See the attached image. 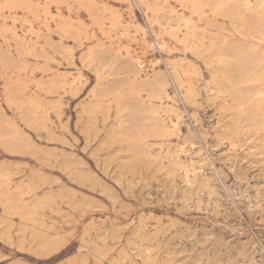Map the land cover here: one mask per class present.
I'll return each mask as SVG.
<instances>
[{
	"label": "rangeland",
	"instance_id": "1",
	"mask_svg": "<svg viewBox=\"0 0 264 264\" xmlns=\"http://www.w3.org/2000/svg\"><path fill=\"white\" fill-rule=\"evenodd\" d=\"M219 1L0 0V264H264V103L217 77L264 0Z\"/></svg>",
	"mask_w": 264,
	"mask_h": 264
},
{
	"label": "bare ground",
	"instance_id": "2",
	"mask_svg": "<svg viewBox=\"0 0 264 264\" xmlns=\"http://www.w3.org/2000/svg\"><path fill=\"white\" fill-rule=\"evenodd\" d=\"M195 1V0H194ZM201 1V0H200ZM235 2H236V0H234ZM259 1V0H258ZM198 2V1H197ZM209 2V1H208ZM218 2L219 3H221L219 0H218ZM233 2V1H232ZM241 1H239L238 3H240ZM243 2H245V1H243ZM251 2V1H250ZM263 2V1H262ZM7 3H9V2H7ZM183 3V2H182ZM260 3V2H259ZM159 4V3H158ZM200 4L202 5L203 3L202 2H200ZM227 4V3H226ZM236 4V3H235ZM242 4V3H241ZM8 5V4H7ZM192 5V4H191ZM197 5H199V2L197 3ZM249 5V4H248ZM259 5V4H258ZM6 6V5H5ZM45 6H46V4H45ZM45 6H43V8H45ZM200 6V5H199ZM222 6L223 5H217L216 6V9L219 11L220 9H222ZM256 6H257V4H256ZM255 6V7H256ZM244 7V6H243ZM198 8V7H197ZM229 8V7H228ZM248 8V7H247ZM257 8V7H256ZM261 8V7H260ZM264 8V7H263ZM146 9V8H145ZM155 9V8H154ZM158 9V8H157ZM196 9V8H195ZM215 9V10H216ZM14 10H15V8H14ZM150 10V9H149ZM224 10V9H223ZM258 10V9H257ZM261 10V9H260ZM11 11V10H10ZM9 11V12H10ZM147 11V10H146ZM226 11V10H225ZM259 11V10H258ZM258 11L256 12V13H258ZM46 12V11H45ZM151 12V11H150ZM166 12V11H165ZM200 12V11H199ZM220 12V11H219ZM239 12V11H238ZM261 12H263V10L262 11H260V15L262 16V14H261ZM147 13V12H146ZM167 13V12H166ZM240 13V12H239ZM250 14V13H249ZM156 15V14H155ZM247 15V14H246ZM263 15H264V12H263ZM18 16V15H17ZM260 16V17H261ZM163 17H164V15H163ZM167 17V16H166ZM257 17H259V16H257ZM8 18V17H7ZM13 18V17H12ZM117 18V17H116ZM165 18V17H164ZM157 19V18H156ZM167 19V18H166ZM170 19V18H169ZM262 19V18H261ZM153 20V19H152ZM260 20V19H259ZM262 20H264V19H262ZM187 23V22H186ZM185 23V24H186ZM261 23H262V21H261ZM260 23V25H262ZM238 24V23H237ZM244 24H247V23H245L244 22ZM7 25V24H6ZM180 25V24H179ZM234 25V24H233ZM242 25V24H241ZM168 27V26H167ZM190 27V26H189ZM248 28V27H247ZM260 28H261V26H260ZM263 25H262V30H263ZM47 29V28H46ZM165 30H166V28H164ZM178 29V28H177ZM252 29V28H251ZM180 30H182V29H180ZM190 30V29H189ZM261 30V31H262ZM17 31V30H16ZM20 31V30H19ZM65 31V30H64ZM193 31V30H192ZM238 31V30H237ZM251 31V30H250ZM261 31H258V32H260L261 33ZM11 32H13V31H11ZM153 32V31H152ZM242 32V31H241ZM260 33H257V34H260ZM189 35V34H188ZM191 35V34H190ZM261 35H263V32H262V34H260V37H262ZM12 36V35H11ZM17 36V35H16ZM20 36V35H19ZM28 36V35H27ZM96 36V35H95ZM174 36V35H173ZM180 37V36H179ZM179 37H177V38H179ZM191 37V36H190ZM15 38V37H14ZM174 38V37H173ZM176 38V37H175ZM31 39V38H30ZM181 39H183V37L181 38ZM180 39V40H181ZM193 39V38H192ZM9 40V39H8ZM16 40V39H15ZM203 40V39H202ZM235 41V40H234ZM258 41V40H257ZM12 42V41H11ZM14 42V41H13ZM34 42V41H33ZM60 42V41H59ZM259 42H260V39H259ZM262 42V41H261ZM7 43V42H6ZM160 43V42H159ZM164 43V42H163ZM186 43V42H185ZM36 44V43H35ZM193 44V43H192ZM233 44V43H232ZM205 45V44H204ZM254 46H255V43L253 44ZM16 46V45H15ZM199 46V45H198ZM258 47H259V45H257ZM71 47V46H70ZM69 47V48H70ZM230 47V46H229ZM4 48V47H3ZM188 48V47H187ZM17 49V48H16ZM2 50V49H1ZM27 50V49H26ZM64 51V50H63ZM166 51V50H165ZM208 51V50H207ZM206 51V52H207ZM6 52V51H5ZM4 52V53H5ZM62 52V51H61ZM226 53H229V52H226ZM243 53V52H242ZM43 54V53H42ZM123 54V53H122ZM198 54V53H197ZM219 54H221V53H219ZM231 54H233V53H231ZM230 53H229V55L230 56H232ZM237 53H235L234 55H236ZM61 55V54H60ZM99 55V54H98ZM222 55V54H221ZM220 55V56H221ZM238 55L239 54H237L236 56H237V58L236 59H234L233 58V56H232V58L231 59H224V60H222V64H220V65H223L222 66V68H221V71H223V75H218L217 77L218 78H221V79H223L222 80V82H225V76L224 75H226V71H227V68H229V69H234L235 70V68L236 69H238V68H240V67H242V68H244L245 70V72H241L243 75H238V78H239V76H240V78L238 79V80H240L241 81V84H242V86H238V84H233V86H228L227 84H223V87H222V89H220V91L217 89V91H219V94H222V95H226V96H229L228 98L229 99H227V100H229V101H227V102H230L231 104H230V106H231V108H235L237 111H238V113H239V115H241V116H244L246 113H247V110H248V112L250 111V109H256V108H258V107H255V105H263V103H264V54H263V56H259V57H256V58H246L245 56H241V54H240V57H238ZM1 56V55H0ZM202 56V55H201ZM207 56V55H206ZM217 56V55H216ZM215 56V57H216ZM219 56V57H220ZM247 56V55H246ZM99 57V56H98ZM223 57V56H222ZM229 57V56H228ZM235 57V56H234ZM5 58V57H4ZM10 58V57H9ZM15 58V57H14ZM93 58V57H92ZM197 58V57H196ZM225 58V57H224ZM212 59V58H211ZM11 60V59H10ZM65 60H67V59H65ZM103 60V59H102ZM217 60V59H216ZM216 60H212V62L213 63H215L216 62ZM218 61V60H217ZM16 62V61H15ZM103 63V62H102ZM184 63H186V62H184ZM190 63V62H189ZM217 63V62H216ZM12 64V63H11ZM104 64V63H103ZM187 64V63H186ZM140 65V64H139ZM210 65H212V64H209V66ZM14 66V65H13ZM216 67V66H215ZM225 67V68H224ZM15 68V67H14ZM103 72L105 71V66L103 65ZM197 68V67H196ZM247 68V69H246ZM49 69V68H48ZM219 69V68H218ZM99 70V69H98ZM138 70V67H136L135 69H134V71H137ZM230 70V71H231ZM243 69H241V71H242ZM106 71H108L107 69H106ZM216 71V70H215ZM237 72V71H236ZM238 72H239V70H238ZM104 73H106V72H104ZM141 73V72H140ZM220 73V72H219ZM229 73V72H228ZM183 74V73H182ZM195 74V73H194ZM152 75V74H151ZM193 75V74H192ZM214 75H216V73L214 74ZM229 75V74H228ZM234 75V74H233ZM237 75V74H236ZM132 76V75H131ZM187 76V75H186ZM189 76V75H188ZM231 76V77H230ZM229 77H230V79L232 78V75H230ZM113 77V74L109 71V72H107V74H102L99 78H100V82L102 83V84H104V83H106V82H108V81H110V80H112L111 78ZM149 77H151V76H149ZM184 77V76H183ZM228 77V76H227ZM139 78V77H138ZM201 78V77H200ZM216 78V77H215ZM147 79V78H146ZM233 79V78H232ZM236 79V78H235ZM148 80H149V78H148ZM47 81V80H46ZM74 81V80H73ZM131 81V80H130ZM140 81H143V80H140ZM139 81V82H140ZM217 81V80H216ZM216 81H214V83L216 82ZM232 81V80H231ZM234 81V80H233ZM26 82V81H25ZM78 83H79V81H77ZM82 82V81H81ZM111 82V81H110ZM136 82V81H135ZM146 82V81H145ZM190 83V82H189ZM219 83V82H218ZM227 83V82H226ZM60 84V83H59ZM71 84V83H70ZM81 84V83H80ZM100 84V83H99ZM139 84V83H138ZM142 84H143V82H142ZM211 84H212V81H211V83H208L207 84V89H209V90H211L212 89V87H211ZM220 84H221V81H220ZM251 84H254V85H252L251 86ZM43 85V84H42ZM72 85V84H71ZM191 85V84H190ZM215 85H216V83H215ZM244 85V86H243ZM37 86V85H36ZM167 86H168V82H167V79L164 77V75H162V74H157L156 75V73H155V76L153 77V78H151L149 81H147L146 83H145V88L146 89H148L149 90V93L148 94H150V96L151 97H153L154 99H158V100H165V99H169V98H171V96H170V94H169V92H168V88H167ZM222 86V85H221ZM68 87V86H67ZM70 87V86H69ZM142 87V86H141ZM218 87H219V85H218ZM217 87V88H218ZM220 88V87H219ZM231 88H236V91L233 89H231ZM143 89H144V87H143ZM194 89V88H193ZM188 90V89H187ZM214 90V89H213ZM242 90H245V93H243L242 92ZM92 91V90H91ZM206 91V90H205ZM240 91V92H239ZM188 92H190L191 93V91H188ZM208 92V91H207ZM211 92H212V90H211ZM216 93V92H215ZM79 94V93H78ZM103 94V93H102ZM111 94H113V91H111V92H107V94H105V95H107V96H109V95H111ZM211 94V93H210ZM218 94V95H219ZM212 95H215V94H212ZM92 96V95H91ZM104 96V94L102 95V97ZM150 96L148 97V98H150ZM187 96V95H186ZM221 96V95H220ZM225 96V97H226ZM93 97V96H92ZM100 97H101V95H100ZM173 97V96H172ZM191 97H193L194 98V96H191ZM221 97H224V96H221ZM224 97V98H225ZM94 98V97H93ZM152 98V99H153ZM103 99V98H102ZM197 100V99H196ZM215 100V99H214ZM191 101V100H190ZM196 102V101H195ZM217 102V101H216ZM87 103V102H86ZM225 103H226V100H225ZM251 103V104H250ZM192 104V103H191ZM196 104V103H195ZM194 105V104H193ZM90 106V105H89ZM200 106V105H199ZM248 106H250L249 108H248ZM224 107V106H223ZM251 107H254V108H251ZM90 108V107H89ZM101 109V108H100ZM208 109V108H207ZM225 109V108H224ZM231 111H232V109H230ZM154 111V110H153ZM155 112H157V111H155ZM236 112V111H235ZM252 112V111H251ZM251 112H249V113H251ZM145 113V112H144ZM191 113H193V112H191ZM194 114V113H193ZM254 114V113H253ZM25 115V114H24ZM196 115V114H195ZM29 116V115H28ZM151 117V116H150ZM238 117H240V116H238ZM251 116L249 115V119L247 118V119H239V122L241 123V122H243V124H244V126H245V128H246V130H247V128H249L250 129V131L252 130V131H262L264 128V125H263V123H262V125H261V123H260V121H258V119H256V118H250ZM144 120V119H143ZM150 120V119H149ZM106 121H107V119H106ZM151 122V121H150ZM236 122V121H235ZM238 122V121H237ZM236 122V123H237ZM160 125H161V123H159ZM242 124V125H243ZM156 126L155 127H158L157 125L158 124H155ZM163 125V124H162ZM164 125H165V123H164ZM241 125V124H240ZM240 125H239V127H240ZM200 126V125H199ZM263 126V127H262ZM115 127V126H114ZM144 127V126H143ZM145 127H147V126H145ZM151 127V126H150ZM159 127H161L162 129L161 130H163V128H165V126H159ZM158 127V128H159ZM243 128V127H242ZM263 128V129H262ZM150 129V128H149ZM168 129V128H167ZM167 129H165V130H167ZM180 129V128H179ZM158 130H160V128L158 129ZM160 130V131H161ZM238 130V129H237ZM240 130V129H239ZM249 131V132H250ZM264 131V130H263ZM127 132L129 133L130 131H128L127 130ZM165 132V131H164ZM126 132H124V134H125ZM166 133H168L167 131H166ZM258 133V132H257ZM256 133V134H257ZM121 134V133H120ZM260 134V133H259ZM1 135H2V133H1ZM129 135V134H128ZM193 135V134H192ZM249 135V134H248ZM9 135L8 134H5V135H3V137H8ZM246 136V135H245ZM247 137H249V136H247ZM262 137H264V136H262ZM252 139V138H251ZM140 143V142H139ZM139 146V145H138ZM144 146V145H143ZM143 146H141L142 148H143ZM241 148V147H240ZM141 149V148H140ZM143 150V149H142ZM146 150H148V149H146ZM144 151V150H143ZM180 152V151H179ZM188 152V151H187ZM199 152V151H198ZM143 153V152H142ZM198 154V153H197ZM133 158V157H132ZM150 158V157H149ZM172 163H174V162H172ZM216 165V164H215ZM179 167V166H178ZM175 169H176V167H175ZM199 170V169H198ZM197 170V171H198ZM210 177V176H209ZM196 178V177H195ZM208 181V180H207ZM187 182H189V181H187ZM191 182V181H190ZM206 193V192H205ZM213 194V193H212ZM201 196V195H200ZM226 196V195H225ZM221 199H222V197H221ZM219 203V202H218ZM227 209V208H226ZM225 214V213H224ZM34 237V236H33Z\"/></svg>",
	"mask_w": 264,
	"mask_h": 264
}]
</instances>
